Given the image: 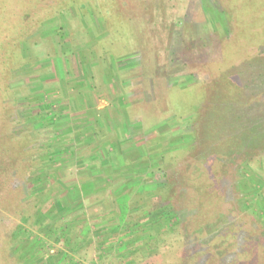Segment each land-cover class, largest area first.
<instances>
[{
    "label": "rangeland",
    "instance_id": "1",
    "mask_svg": "<svg viewBox=\"0 0 264 264\" xmlns=\"http://www.w3.org/2000/svg\"><path fill=\"white\" fill-rule=\"evenodd\" d=\"M0 21V264H264V0Z\"/></svg>",
    "mask_w": 264,
    "mask_h": 264
},
{
    "label": "trees",
    "instance_id": "2",
    "mask_svg": "<svg viewBox=\"0 0 264 264\" xmlns=\"http://www.w3.org/2000/svg\"><path fill=\"white\" fill-rule=\"evenodd\" d=\"M15 20H16V19L13 18V20H12L11 22H13V21H15ZM3 25H7V24H3V22L0 21V32H6V31H4V30H6L7 27H5L4 29H2L3 31L1 30V27H2ZM0 34H1V33H0ZM8 34H9V33H8ZM231 51H232V50H231Z\"/></svg>",
    "mask_w": 264,
    "mask_h": 264
}]
</instances>
